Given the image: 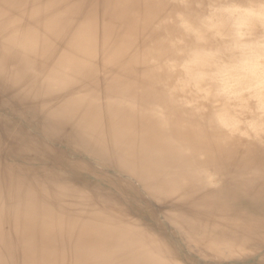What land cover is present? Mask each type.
I'll use <instances>...</instances> for the list:
<instances>
[{
	"label": "bare ground",
	"instance_id": "bare-ground-1",
	"mask_svg": "<svg viewBox=\"0 0 264 264\" xmlns=\"http://www.w3.org/2000/svg\"><path fill=\"white\" fill-rule=\"evenodd\" d=\"M166 0H0V264H264V141L170 96Z\"/></svg>",
	"mask_w": 264,
	"mask_h": 264
},
{
	"label": "clouds",
	"instance_id": "clouds-1",
	"mask_svg": "<svg viewBox=\"0 0 264 264\" xmlns=\"http://www.w3.org/2000/svg\"><path fill=\"white\" fill-rule=\"evenodd\" d=\"M170 96L210 127L264 141V0H166Z\"/></svg>",
	"mask_w": 264,
	"mask_h": 264
}]
</instances>
